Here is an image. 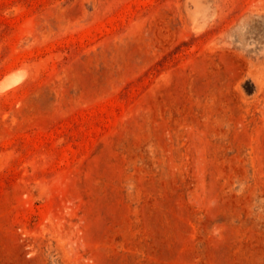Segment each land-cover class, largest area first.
Returning <instances> with one entry per match:
<instances>
[{
	"label": "rangeland",
	"instance_id": "obj_1",
	"mask_svg": "<svg viewBox=\"0 0 264 264\" xmlns=\"http://www.w3.org/2000/svg\"><path fill=\"white\" fill-rule=\"evenodd\" d=\"M7 78L0 264H264V0H0Z\"/></svg>",
	"mask_w": 264,
	"mask_h": 264
},
{
	"label": "bare ground",
	"instance_id": "obj_2",
	"mask_svg": "<svg viewBox=\"0 0 264 264\" xmlns=\"http://www.w3.org/2000/svg\"><path fill=\"white\" fill-rule=\"evenodd\" d=\"M23 72V71H22ZM22 74V73H21ZM13 75V74H12ZM11 77V76H10ZM9 80H11V78L9 79V78H7L5 81H3L1 84H0V87H5V86H7L10 82H12V81H9ZM6 92V91H5Z\"/></svg>",
	"mask_w": 264,
	"mask_h": 264
}]
</instances>
